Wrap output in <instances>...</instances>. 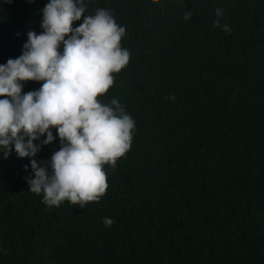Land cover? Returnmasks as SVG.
I'll list each match as a JSON object with an SVG mask.
<instances>
[{
    "label": "trees",
    "instance_id": "16d2710c",
    "mask_svg": "<svg viewBox=\"0 0 264 264\" xmlns=\"http://www.w3.org/2000/svg\"><path fill=\"white\" fill-rule=\"evenodd\" d=\"M47 2L0 0V64L42 31ZM85 3L126 29L130 61L98 99L135 121L132 145L83 209L45 205L29 159L0 153V264H264V0Z\"/></svg>",
    "mask_w": 264,
    "mask_h": 264
},
{
    "label": "clouds",
    "instance_id": "9594fccd",
    "mask_svg": "<svg viewBox=\"0 0 264 264\" xmlns=\"http://www.w3.org/2000/svg\"><path fill=\"white\" fill-rule=\"evenodd\" d=\"M40 11L42 31H29L22 54L0 64V153L7 159L14 150L29 159L25 180L45 205L68 201L83 209L106 193L104 166L114 168L132 145L135 121L118 99L107 104L98 99L130 61L121 45L126 29L106 9L86 15L85 0H48ZM215 13V26L221 27L223 10ZM191 16L186 12L184 19ZM222 28L231 31L227 24ZM27 81L42 83L24 93ZM57 138L59 150L48 161L38 160L43 146ZM104 223L110 227L113 220Z\"/></svg>",
    "mask_w": 264,
    "mask_h": 264
}]
</instances>
